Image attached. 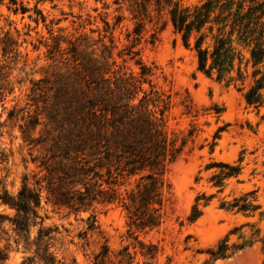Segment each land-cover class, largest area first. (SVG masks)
Returning a JSON list of instances; mask_svg holds the SVG:
<instances>
[{
	"label": "trees",
	"instance_id": "obj_1",
	"mask_svg": "<svg viewBox=\"0 0 264 264\" xmlns=\"http://www.w3.org/2000/svg\"><path fill=\"white\" fill-rule=\"evenodd\" d=\"M184 1L115 3L129 5L137 36L144 31L152 11H165L184 47L195 52L199 72L227 86L237 87L240 83L239 91L248 87L244 92L247 105L257 109L264 106V0H198L193 6H185ZM1 6L15 14L30 11L19 0H0ZM36 12L38 18L34 21L39 24L41 18L45 23L42 13ZM121 21L118 17L117 25ZM105 25V35L98 40L88 35H54L49 30L50 38L40 43L50 62L47 75L31 81L26 107L9 115L10 120L23 122L22 139L35 171L24 176L16 196L6 190L0 194V206L14 213L12 217L0 213V227L9 223L18 236L17 244L23 240L27 247H36L29 264L35 259L41 264H58L50 252L56 230L44 227L43 205L75 215L117 205L125 212L129 227L144 233L163 223L167 188L164 176L183 153L186 142L178 146V140L167 132L170 98L153 84L152 70L137 60L140 72L127 71L124 64L128 60L123 52L118 54L123 65H118L112 28L108 22ZM16 33L17 37L11 30L2 37L0 34V97L8 89L11 66L19 57L21 45ZM107 38L110 45L105 43ZM127 56L134 60L138 53L129 51ZM4 126L0 121V135ZM205 170H215L210 182L221 189L226 181L242 173L240 165L227 162H212ZM252 195L223 202L221 208L255 213L260 206L253 204ZM213 197H196L188 218L191 223L202 217ZM89 219V230L93 231L95 217ZM36 226H40L38 235L29 243L31 229ZM228 239L211 253L215 259H225L232 247L240 249L229 246ZM10 247H0V264L8 262ZM103 250L96 264L106 263L109 249L104 246ZM125 256L133 259L128 253Z\"/></svg>",
	"mask_w": 264,
	"mask_h": 264
},
{
	"label": "rangeland",
	"instance_id": "obj_2",
	"mask_svg": "<svg viewBox=\"0 0 264 264\" xmlns=\"http://www.w3.org/2000/svg\"><path fill=\"white\" fill-rule=\"evenodd\" d=\"M19 1L30 10L28 13L15 14L6 6L0 7L1 37L9 30L17 37L18 31L21 45L19 57L11 66L8 89L0 97V121L5 125L0 135V194L6 190L16 196L24 176L35 171L22 139L23 122L10 120L9 115L26 107L31 81L47 75L50 62L46 59V48L40 43L50 38L49 30L54 35H88L98 40L105 35V22H108L117 64L123 65V58L118 56L123 52L128 60L124 64L127 71L140 72L137 60L152 70L153 84L170 98L167 132L178 140V146L186 142L183 153L164 176L167 186L164 219L153 231L131 229L125 212L117 205L99 206L79 215L43 205L44 227L56 230L50 252L58 264H96L104 246L109 249L105 264H264V216H261L264 213V106L257 109L247 105L244 92L249 81L247 88L239 91L240 83L237 87L227 86L199 72L195 52L184 47L165 11H152L145 20L144 31L137 36L136 21L126 2L117 5L118 0ZM197 1L185 0L183 4L193 6ZM36 9L45 17V23L41 18L39 24L34 21L38 18ZM118 17L122 21L117 25ZM109 42L105 39L107 45ZM193 43L194 40L192 46ZM129 51L138 53V57L129 60ZM38 135L36 132L34 136ZM37 154L33 152L34 156ZM212 162L240 165L242 173L226 181L223 189L214 187L210 178L215 170H205ZM197 178L201 180L197 182ZM249 193H253L250 197L253 204L260 206L255 213L221 208L223 202H232ZM202 194L214 197L203 209L202 217L191 223L188 218L192 206ZM0 213L14 215L3 206ZM91 216L95 217L93 231L89 230ZM39 229L40 226L31 229L29 243L35 240ZM228 236L227 244L240 249L232 247L225 259H215L211 253ZM17 240L9 223L0 227V247L11 246L6 264H29V259L36 255V247H27L23 240L17 244ZM242 245L245 247L241 248ZM127 253L133 259L125 256ZM33 264L41 263L35 259Z\"/></svg>",
	"mask_w": 264,
	"mask_h": 264
}]
</instances>
